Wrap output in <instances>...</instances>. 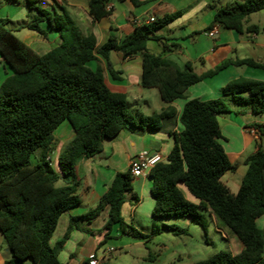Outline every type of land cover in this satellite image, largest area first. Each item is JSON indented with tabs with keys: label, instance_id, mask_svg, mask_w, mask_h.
Here are the masks:
<instances>
[{
	"label": "trees",
	"instance_id": "obj_1",
	"mask_svg": "<svg viewBox=\"0 0 264 264\" xmlns=\"http://www.w3.org/2000/svg\"><path fill=\"white\" fill-rule=\"evenodd\" d=\"M87 1L94 23L112 14L113 7H107L113 0ZM119 1L136 7L143 4V0ZM262 10L264 0L218 8L213 25L242 33L246 19ZM38 11L26 28L46 37L40 23L47 22L61 38L58 46L44 54L33 50L0 20V55L14 72L0 84V232L12 253V259L4 264H63L58 255L72 230L80 229V222L96 220L108 208L106 241L115 225L126 224L122 208L126 195L133 192L135 179L129 170L117 173L98 204L84 215L72 217L65 238L51 244L61 215L81 203L76 180L79 160L100 152L105 140L113 139L128 126L159 130L164 119L176 115L171 104L185 98L190 86L230 65L264 69V63L253 59H236L198 74L191 63L180 68L172 60L149 52V41H158L164 51L178 47L167 44L156 32L181 12L139 26L122 40L111 36L98 46L95 34L83 33L66 8L52 13ZM113 52L123 58L142 56L140 83L143 88L159 91L166 104L159 113L147 116L129 109L126 94L114 92L107 85L103 67H89V63L102 59L113 79L120 80L121 72L115 71L110 62ZM222 92L252 113H264V82L240 77L230 81ZM227 112L224 98L186 102L180 115L183 130L173 133L174 146L167 160L157 163L149 174L154 199L152 218H190L206 230L208 213L238 238L242 249L237 254L219 251L197 264H264V228L257 224L264 216V148L245 160L247 171L238 192L232 193L222 177L235 172L237 165L219 142L223 136L218 116ZM65 121L74 135L60 152L58 172L52 165L54 132ZM254 128L264 136V124H255ZM62 177L72 179L71 184L58 186ZM132 200L133 205L139 202L137 196ZM170 228L175 234L187 232L176 226Z\"/></svg>",
	"mask_w": 264,
	"mask_h": 264
},
{
	"label": "crops",
	"instance_id": "obj_2",
	"mask_svg": "<svg viewBox=\"0 0 264 264\" xmlns=\"http://www.w3.org/2000/svg\"><path fill=\"white\" fill-rule=\"evenodd\" d=\"M53 1L54 3L46 2L45 4L51 7L52 11L57 12H61L62 7L66 8L83 33L92 32L95 34L98 46L106 43L111 36H115L119 40L130 36L137 27L141 26L142 23H147L151 17L159 20L167 15L181 12L182 14L178 18L156 32V35L164 38L167 44H175L178 47L164 51L161 43L149 41L147 45L149 52L172 60L180 68H184L186 63H191L194 71L198 74L213 70L228 60L253 59L259 63H264V31L260 29L264 26V21L256 20L257 16L262 14L261 11L251 14L246 19L242 33L213 25L218 8H232L235 4L245 0H143V4L138 7L130 2L113 0L111 3L112 14L95 23L88 14L87 0ZM38 9L50 12L45 8L30 7V12L26 14L29 20L24 21L23 31L19 32L27 31L24 33V38L20 37L19 33L13 32L30 47L33 48V45L36 44V48L33 49L44 54L58 46L61 43V38L59 32L47 22L40 23L46 37H40L36 32L26 28L39 15ZM214 28L218 30V35L211 38L207 33ZM248 28L251 31L247 30ZM44 44L49 45V48H46ZM41 49H45V52H41ZM110 62L115 71L121 72L120 80L113 79L107 70L106 62L102 59L88 65L91 69H96L98 65L102 66L109 88L114 92L126 94L128 103H132L135 109L140 110L145 115L159 113L166 106L157 89L141 86V55L123 58L120 53L113 52L110 56ZM13 73L12 68L0 55V84ZM240 77L264 82V69L230 65L215 76L190 86L185 93V98L175 100L171 104L176 109V115L164 119L159 130L150 131L128 126L113 139L105 140L100 152L89 157H82L76 166V180L79 184L77 194L81 203L61 215L53 233L51 244L54 246L65 238L72 217L82 216L98 204L101 197L109 189L116 174L128 171L130 162L141 151L159 153L161 156L159 162L167 160L174 146L173 133L183 130V125L180 122L182 110L186 102L192 99L208 101L224 98L229 107V112L218 116L223 136L219 142L232 162L237 165V169L235 172H227L222 177V182L232 193H237L247 171L245 160L260 148H264V136H259L254 128L255 124H264V113L254 114L246 105L238 104L231 97L223 96V88L230 81ZM73 135V129L68 121L63 122L54 132L56 153L54 160L52 158V165L58 172H60L58 166L60 152ZM71 182L72 179L62 177L58 186L71 184ZM151 186L152 179L149 174L137 177L133 182V192L126 195L127 201L123 205L122 216L124 221L130 222L133 227L139 225L142 218H152L154 199L151 194ZM134 196L139 198L136 205L132 203ZM212 218L216 221L213 216ZM262 218L264 216L258 219V226ZM107 220L108 208L91 223H79L80 229L72 230L59 252L60 262L61 257H64L66 264H83L90 254L97 253L94 245L98 242L100 245L105 239ZM262 225L264 227V219ZM119 226L121 227L120 224H117L113 229L117 228L116 231H119ZM262 227L259 226L263 229ZM95 228L99 229V240L93 239L91 241L86 234L93 233ZM57 233L59 237L54 238ZM111 235L110 233L109 238ZM224 236L229 238L226 234ZM71 247L78 248L76 257L73 252L74 249L69 250ZM100 258L101 263L104 264L103 256ZM11 259L12 253L4 235L0 232V264ZM26 264L34 263L28 261Z\"/></svg>",
	"mask_w": 264,
	"mask_h": 264
},
{
	"label": "rangeland",
	"instance_id": "obj_3",
	"mask_svg": "<svg viewBox=\"0 0 264 264\" xmlns=\"http://www.w3.org/2000/svg\"><path fill=\"white\" fill-rule=\"evenodd\" d=\"M46 2L54 3L53 0H0V20L5 22L6 28L19 33L23 31L24 21L29 20L26 14L30 12V7L45 8L54 12L45 4ZM56 8L59 9L57 4ZM261 13L257 16V21H264V10ZM260 29L264 31V26ZM26 32L19 33V36L24 38ZM44 45L49 48V45ZM33 48H36V44ZM41 50L45 52V49ZM132 108L134 105L129 103V109ZM53 147L52 158L54 160L56 146L53 144ZM188 197L193 199L190 195ZM205 215L206 230L202 225L185 217L160 221H155L153 218H142L136 227L126 221V224L121 226L122 228L119 226V231H116L117 228L112 229L109 239L106 241L103 239L100 245L99 242L94 245L97 250L96 254L98 258L103 256L104 264H197L219 251H228L233 254L240 252L241 244L238 238L219 225L208 213ZM263 219L259 222L260 227L263 226ZM172 226L184 228L187 232L175 234L170 228ZM224 234L229 238H226ZM58 235V233L55 234L54 238L59 237ZM86 235L91 241L99 240V229L95 228L93 233ZM73 249L74 247H71L69 250ZM77 250L78 248L75 247L73 251L75 257ZM61 262L65 263L64 257H61Z\"/></svg>",
	"mask_w": 264,
	"mask_h": 264
},
{
	"label": "built area",
	"instance_id": "obj_4",
	"mask_svg": "<svg viewBox=\"0 0 264 264\" xmlns=\"http://www.w3.org/2000/svg\"><path fill=\"white\" fill-rule=\"evenodd\" d=\"M108 9L112 8V5L109 4ZM156 19L151 17L147 23H142L146 25L153 23ZM141 25V26H142ZM211 38H215L218 35V30L216 28L210 30L207 33ZM257 131V130H256ZM161 156L159 153H150L149 151H141L131 162L129 166V171L134 178L145 176L150 174L152 168L159 163ZM83 264H102L96 253L89 255L88 259L83 262Z\"/></svg>",
	"mask_w": 264,
	"mask_h": 264
}]
</instances>
